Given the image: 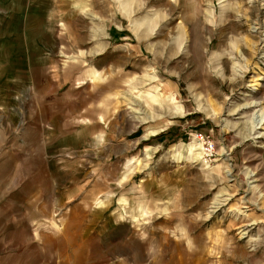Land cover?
<instances>
[{
  "label": "rangeland",
  "instance_id": "obj_1",
  "mask_svg": "<svg viewBox=\"0 0 264 264\" xmlns=\"http://www.w3.org/2000/svg\"><path fill=\"white\" fill-rule=\"evenodd\" d=\"M0 264H264V0H0Z\"/></svg>",
  "mask_w": 264,
  "mask_h": 264
},
{
  "label": "built area",
  "instance_id": "obj_2",
  "mask_svg": "<svg viewBox=\"0 0 264 264\" xmlns=\"http://www.w3.org/2000/svg\"><path fill=\"white\" fill-rule=\"evenodd\" d=\"M200 136L204 144V149L206 151H212L214 148V142L204 134H200Z\"/></svg>",
  "mask_w": 264,
  "mask_h": 264
}]
</instances>
